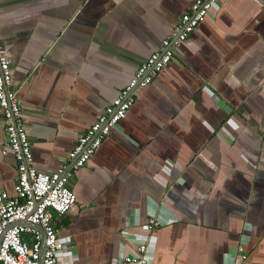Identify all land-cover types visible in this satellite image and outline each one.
I'll list each match as a JSON object with an SVG mask.
<instances>
[{"label":"crops","instance_id":"1","mask_svg":"<svg viewBox=\"0 0 264 264\" xmlns=\"http://www.w3.org/2000/svg\"><path fill=\"white\" fill-rule=\"evenodd\" d=\"M192 2L0 0V46L38 172L65 162ZM133 94L68 180L75 202L51 219L69 239L55 264H113L155 213L164 223L146 264H264V0H217ZM4 124L0 110V189L12 194Z\"/></svg>","mask_w":264,"mask_h":264},{"label":"built area","instance_id":"2","mask_svg":"<svg viewBox=\"0 0 264 264\" xmlns=\"http://www.w3.org/2000/svg\"><path fill=\"white\" fill-rule=\"evenodd\" d=\"M216 1L193 0L189 9L179 15L170 33L161 39L160 50L150 53L137 65L111 102L78 135L65 162L51 172H38L32 165L30 143L23 128L9 62L0 46V110L16 171L12 194L0 189V264L57 262L69 239L57 235L51 219L54 215H64L75 202V195L68 187L73 171L88 161L112 128L125 117L134 102V90L146 86L171 60L173 49L197 27ZM163 223L156 213L148 217L143 228L149 234L135 238L134 251H119L113 264H146L153 249L150 231ZM34 226L42 229L43 239Z\"/></svg>","mask_w":264,"mask_h":264},{"label":"water","instance_id":"3","mask_svg":"<svg viewBox=\"0 0 264 264\" xmlns=\"http://www.w3.org/2000/svg\"><path fill=\"white\" fill-rule=\"evenodd\" d=\"M35 228H37L41 234V237L43 239V232H42V229L39 227V226H34ZM43 242H42V245H41V250H40V256H39V260L38 262L40 263V259H41V256H42V253H43Z\"/></svg>","mask_w":264,"mask_h":264},{"label":"rangeland","instance_id":"4","mask_svg":"<svg viewBox=\"0 0 264 264\" xmlns=\"http://www.w3.org/2000/svg\"><path fill=\"white\" fill-rule=\"evenodd\" d=\"M67 212H68V211H67ZM67 212H66V213H67Z\"/></svg>","mask_w":264,"mask_h":264}]
</instances>
